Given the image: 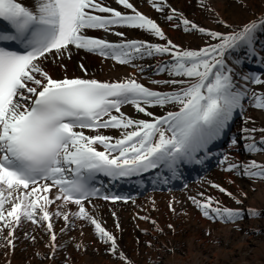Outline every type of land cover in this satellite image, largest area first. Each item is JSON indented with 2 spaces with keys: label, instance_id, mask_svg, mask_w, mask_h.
I'll return each instance as SVG.
<instances>
[{
  "label": "snow or ice",
  "instance_id": "snow-or-ice-1",
  "mask_svg": "<svg viewBox=\"0 0 264 264\" xmlns=\"http://www.w3.org/2000/svg\"><path fill=\"white\" fill-rule=\"evenodd\" d=\"M115 2L129 11L113 8L105 0H29L28 4L0 0V239L6 246H14V233L22 221L46 222L50 247L55 251L57 236L51 221L62 217L71 227L72 216L93 225L99 238L110 242L112 252L117 253L114 235L86 207L85 202L100 195L95 186L97 175L119 180L164 166L175 177L181 162L202 163L198 153L207 154L209 145L229 127L234 112L242 109V101L250 100L253 107L264 109V94L250 92L247 87L264 84L261 76L242 72L243 59H235V67L227 63L233 52L246 50L249 62L257 59L264 66V46L257 50L264 19L227 35L209 31L206 34L218 43L200 50L181 51L170 40L161 46L126 39L114 43L89 36V30H99L124 38L126 34L115 29L129 28L166 40L161 27L130 0ZM150 2L157 11H163L160 5L164 0ZM167 19L171 21L173 16ZM179 24L185 31L206 32L186 18H181ZM72 47L121 65L169 54L173 60L162 64L157 72L167 71L184 79L165 81L180 86L167 93L152 90L135 77L116 82L80 77L53 79L42 67V60L50 54H68L70 58ZM135 66L144 71L143 66ZM80 67L87 72L83 65ZM169 104L178 110L159 117L148 111ZM126 105L150 119L130 117L122 111ZM109 129L116 130L118 136L101 131ZM86 130L94 134H86ZM259 144H249L248 151L264 150V139ZM237 168L250 178L264 180V165L256 161L232 164L226 170ZM212 186L231 195L223 187ZM102 198L127 202L119 195ZM192 200L209 220L235 222L244 215L219 206L211 197ZM53 205L54 212L49 210ZM69 205L77 206V210L70 212ZM247 214L261 215L254 209ZM119 256L130 264L123 253Z\"/></svg>",
  "mask_w": 264,
  "mask_h": 264
},
{
  "label": "bare ground",
  "instance_id": "bare-ground-1",
  "mask_svg": "<svg viewBox=\"0 0 264 264\" xmlns=\"http://www.w3.org/2000/svg\"><path fill=\"white\" fill-rule=\"evenodd\" d=\"M20 1L23 4L29 3V0ZM130 2L138 11L154 20L165 34L171 33L173 39H170V41L178 48H181L180 41L175 39L176 34L172 30H168L178 27L176 20H174L176 17L179 19L186 18L200 28L210 30H217L219 26L223 25L233 26L243 23L246 25L254 21L253 17L240 21L233 15V10L227 7L225 0H164L163 4L160 5L163 7V11H157L150 0H130ZM105 3L122 12L129 11L116 4L115 0H105ZM204 5H207L209 9L207 17H203L201 13H198V9ZM173 10L179 16H173V20L169 21L167 17L171 15L166 14L174 12ZM115 31L124 32L126 35L121 38L99 30H89L88 35L104 38L114 43L123 42L125 39L148 43L146 38L152 35L143 30L129 28H117ZM261 32H258V34ZM158 56L159 54L135 61L134 65H121L112 59L72 47L70 60H68V54L63 57L50 54L42 60V66L46 67L44 70L53 79L80 77L94 78L102 82H116L128 77H135L140 83L155 91L167 93L178 90L179 85L165 83V81L171 80L158 77L160 73L157 72V69L164 62H167V59L163 60ZM60 63L67 67L66 72L68 73L71 71L69 69L71 65L69 64H74V68L72 67L73 73L66 76L58 75V65ZM81 65L87 70L86 73L81 69ZM135 65L143 66L144 71H138ZM247 73L250 72L247 71ZM157 74L159 75L156 76ZM150 81H158L159 83L153 84ZM245 102L242 101L243 107L238 109L244 117V121L261 120L260 113H249L248 104ZM122 111L134 119H148L142 113L136 112L131 105L124 106ZM101 131L107 135L118 136L116 130ZM86 134L93 135L94 133L86 130ZM239 134L245 135V128L240 129ZM261 139L254 142H260ZM251 143L253 142L239 138V143L232 144L233 147L227 148V151L245 150ZM210 155L214 156L215 154ZM257 157L264 160L262 155ZM163 167L161 166L160 169ZM220 167V163L214 166L211 170L213 176L219 175ZM208 173L210 174V172ZM208 179L209 176L186 187L166 192L150 188L145 190L141 196H132L129 202L122 200L103 203L85 202L88 211L93 216L96 214L106 215L108 212H112L117 216L116 223H122L127 229V234L122 237L121 241L116 239L119 250L115 255L103 252L105 247L94 239L88 221L70 216L71 227L66 224L62 217L54 218L51 221L53 231L57 236L55 251L50 247L52 242L46 229V222L33 224L26 220L22 221L16 229V235L19 237V240L15 243L16 247L9 248L6 246L0 248V264H124L119 253H123L124 256L128 257L127 251H130L129 253L136 264H264L261 262L264 259V184L253 180H251L250 185L246 180L235 181L237 189L245 197L247 188L251 186L255 190L251 198L248 199L246 206L244 205V210L254 209L260 212L261 215L249 219L246 225L235 222L214 225L204 220L199 221L198 216L195 215L202 212L192 200L193 197L199 200L198 195L202 193V189L206 184L205 181ZM54 192L55 189H53ZM240 193H235V195L239 197L238 194ZM59 203L58 201L57 204ZM49 210L56 211V206H51ZM68 210L75 212L77 206L69 205ZM141 217L147 219H141ZM106 219L108 223L101 220L102 226L112 233L111 231L114 230L112 218L107 217ZM131 223L141 230L148 227L157 230L143 235L144 244L143 241L139 244L141 252L138 256L137 251H134L138 245H135L136 241L133 239ZM61 229L65 230L62 232ZM25 234H28V238L24 236ZM32 236L34 240L32 238L33 242H30ZM145 241L147 245H145ZM78 245L81 247H77Z\"/></svg>",
  "mask_w": 264,
  "mask_h": 264
},
{
  "label": "rangeland",
  "instance_id": "rangeland-1",
  "mask_svg": "<svg viewBox=\"0 0 264 264\" xmlns=\"http://www.w3.org/2000/svg\"><path fill=\"white\" fill-rule=\"evenodd\" d=\"M225 1H226L227 7L229 9L233 10V15L235 17H237L240 21H243L246 18L248 19V17H253L254 21H258V20L264 18V0H225ZM208 10H209L208 6L204 5L203 7H200L198 9V13L199 14L201 13V15L203 17H207V14L209 12ZM166 15L179 16V14H177L175 12H170V13H167ZM174 20H176L175 22L177 23L178 27L175 29L171 28L168 30L169 31L172 30L173 33L176 34L175 39L177 41H180L179 43L181 44L180 45L181 49H179V50H181V51L182 50H191L193 48L196 50H200V49L207 47L211 44L218 43V41L212 39L210 36H208L206 34L209 31H214V32L221 33L223 35H227V34H230L231 32H233L234 30H239L240 28H242L245 25V23L237 24V25H233V26L223 25V26H219L217 30L205 29L206 32L204 34H202L196 30H191V29L188 31H185L184 26L182 24H179L180 19L176 17V18H174ZM165 37H166V40H162V39H160L154 35H150L146 39L151 44L163 46L167 43V41H169L170 39H173L171 33L165 34ZM259 39H260L261 44H263L264 43V34L259 35ZM258 47L260 48L261 45H257V50H259ZM244 53H245V56L248 57L247 52L245 51ZM232 56H235V55L232 53L231 56L227 60L228 62H232V59H231ZM158 57L163 59V60L167 59V62H164V63H169L173 60V58L169 54L159 55ZM169 58H170V60H169ZM68 60H70V58H68ZM69 65H71L69 67V69H71V71L68 73V72H66L67 67H65L64 65H62V63H60L58 65L57 74L60 76L61 75L62 76L71 75L73 73V68L75 65L72 63ZM42 67L46 68L45 66H42ZM257 74L261 76L262 80H264V71L262 73L258 72ZM158 75L159 74H157L156 76H158ZM158 77L167 78L168 80L184 79L183 77H176V76L169 75V73L167 71L160 72V75ZM253 87H254L253 92L259 93V94H264V84H253ZM246 103L249 105L248 110L250 111V114L251 113H255V114L260 113L262 116L261 120H259V121H256L253 119L251 121H244L243 120V123H241V121L239 122V125H238L239 129H242V128L249 129V130L255 129L254 132L246 131L245 135L240 134V137L242 136V138L246 139V141H252V140L264 137V132L260 131L261 129H264V109H257L255 107H253L250 100H248ZM175 110H178V107L176 105H172V104L166 105L163 108H161V107L148 108V111L152 112L157 117L165 114L167 111H175ZM147 118L148 119H145V120L150 119V117H147ZM243 154L244 153L242 152V150H233L232 152H229L227 159H226V162L224 163V165H222V167L219 171L220 172L219 175H214V176L211 175L210 178L206 181L205 188H203V192L199 196V200L203 201L205 198L211 197L214 201H218L219 206H221V207H227L229 209H236V210L243 212L244 213L243 217L241 219H238L236 221V223L246 225V223L249 220V218H248L249 215L247 214L248 211L247 210L245 211L244 208L248 202V199L251 198V196L253 195L255 190H253V188H251V186H250V188H247L246 189L247 193H246V197H245L242 193L239 192V190L235 187V184L233 182V179H235V177H236V179L237 178L242 179L240 173L236 174V172L241 168H237V169H234L232 171L226 170L232 164L240 165V163L238 162V159H239L238 157H240ZM212 180H213V182H212ZM255 180L258 183L264 184V180H262V179H255ZM212 185H218L220 187L225 188L227 193H230L231 195L229 196V195H226L224 193L219 192L218 188L213 187ZM249 185H250V182H249ZM235 193H240V194H238L239 197L236 196ZM237 200H240L241 203L237 204L236 203ZM213 206H216V205L214 204ZM195 216L197 217V215H195ZM95 217L100 222H101V220H104L105 223H108V220L106 219L107 217L112 218V221H113L112 226L114 227L113 228L114 230L111 231L112 232L111 234H113L114 237L118 241L119 240L121 241L122 237L126 236L127 229L123 226L122 223L119 224V228L116 227V225L118 224V223H116V217L117 216L115 217L114 214H112L111 212H108L106 215H102V216L96 215ZM202 218H205V217L200 216L199 221L204 220ZM211 221L215 225L220 223L219 220H217V219L211 220ZM151 226H153V225H151ZM89 227H90V231H91L94 239L97 240V243H99L105 247L103 250V252L105 254L106 253L113 254V255L117 254V253L112 252L110 242L105 243L104 241H102L99 238V236L96 234V232L94 230L93 225L90 224ZM131 227H132L133 239L136 241L135 245L136 246L138 245L136 250H134V251H137V256H138L141 252V250H140L141 248H139V244L143 241V235L145 233L150 234L152 231H157V230H154L153 227H148L147 229L141 230L138 227H135V225L132 223H131ZM147 230H149V231H147ZM36 233L38 234L39 231ZM24 236L26 238H28V234H25ZM14 237L15 238L13 240V244H14L13 247H16L15 243L19 240V237H17L16 232H15ZM32 238H33V236L30 238V242H33L31 240ZM143 244H144V241H143ZM145 245H147L146 241H145ZM2 247H6V242H3V243L0 242V248H2ZM7 247H9V246H7ZM118 250H119V248L117 246V252H118ZM129 252L130 251L126 252L128 255V257H127L128 261L130 262V264H136ZM115 259H116V257H115ZM151 262H152V260H151ZM261 262L264 263V259L261 260ZM124 264H125V262H124Z\"/></svg>",
  "mask_w": 264,
  "mask_h": 264
}]
</instances>
